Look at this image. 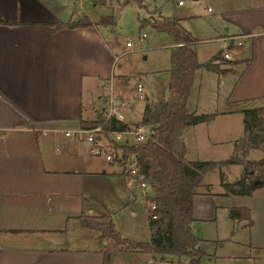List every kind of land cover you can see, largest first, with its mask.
<instances>
[{
	"label": "crops",
	"instance_id": "0c3cea01",
	"mask_svg": "<svg viewBox=\"0 0 264 264\" xmlns=\"http://www.w3.org/2000/svg\"><path fill=\"white\" fill-rule=\"evenodd\" d=\"M83 1L0 0V264H102L108 241L80 223L81 213L106 214L123 237L144 240L136 236V203L143 200L123 166L101 152L92 153L91 144L74 133H63L79 126V116L93 119L97 110L106 111L110 105L122 114L99 90L103 80L112 78L116 56L101 24H50L87 16ZM217 8L222 32L216 38L225 43L223 50L243 46L222 57L223 71L217 72L222 88L213 109L191 110L214 112L210 120L191 124L182 134L186 156L193 160L228 157L242 133L240 109L264 104V0H219ZM235 38L242 43H234ZM100 98L102 104L96 107L94 101ZM138 120L128 123L122 115L120 121L131 125ZM110 135L104 133L103 141ZM187 135L202 153L189 147ZM253 149L246 158L257 159L250 157ZM238 164L203 172L201 182H209L212 171L218 188H196L192 197V228L199 248L210 254L207 259L215 254L203 244L217 243L220 237L197 235L199 225L222 228L219 231L226 222L236 230L245 226L244 219L228 216L230 206L249 211L244 255L253 245L264 250V181L246 195L226 193L220 184V171L224 178L232 174L230 180L239 177ZM144 227L149 238L148 218ZM156 255L123 246L108 253L111 264H152L155 258L170 262L168 256Z\"/></svg>",
	"mask_w": 264,
	"mask_h": 264
},
{
	"label": "trees",
	"instance_id": "16d2710c",
	"mask_svg": "<svg viewBox=\"0 0 264 264\" xmlns=\"http://www.w3.org/2000/svg\"><path fill=\"white\" fill-rule=\"evenodd\" d=\"M90 1L97 5L111 4V0ZM136 1L140 3V0ZM116 2L121 3L119 0ZM112 20L111 15H101L92 22L82 15L76 19L50 24L55 27H75L109 24ZM149 22L155 30L165 31L174 39L169 56L167 96L162 101L144 103L139 120L133 123L147 125L150 130L149 136L135 144L121 145L122 153L134 155L137 171L150 185V192L144 198L146 203H154L152 211L155 217H147L149 238L132 241L123 237L106 214L81 213L78 218L83 226L97 230L101 240L110 241L115 246L138 248L161 257L175 254L185 257L186 264H199L201 258L209 254L199 248L198 237L193 232L192 197L201 183L203 172L229 163H239L241 172L233 182L223 181L220 174L221 185L228 189L226 193L246 195L262 184L264 155L257 159H249L246 158V154L250 148L259 149L264 153V104L240 109L242 133L233 141L228 157L218 160L189 159L186 156L182 134L189 125L208 121L214 115V112L194 113L187 109L193 73L197 68L223 71L218 64L222 59L223 50L219 49L206 60L199 62L195 57L196 38L181 25L179 18L160 16ZM104 118L105 112L97 110L93 119L84 120L79 116L77 121L83 128L100 123L105 130H122L128 126L115 119L113 115ZM254 179H259V182L253 185ZM227 213L236 220L244 219L247 226L251 223L249 211L244 206H230ZM108 253L104 250L102 264H105ZM169 260L171 261L170 258Z\"/></svg>",
	"mask_w": 264,
	"mask_h": 264
},
{
	"label": "rangeland",
	"instance_id": "374dc122",
	"mask_svg": "<svg viewBox=\"0 0 264 264\" xmlns=\"http://www.w3.org/2000/svg\"><path fill=\"white\" fill-rule=\"evenodd\" d=\"M119 1L121 2V0ZM176 1L140 0L139 3L136 0H127L126 2L117 3L116 0H111V4L104 5H95L88 0L83 1L86 15L90 19L97 20L101 15H111L113 18L109 24L101 23L108 45L112 48L113 56L116 55L112 61L111 73H113V76L103 80V87L100 86L99 90L106 98H111L112 105L120 109L124 120L128 123L139 119L144 103L162 101L167 96L169 56L170 49L174 45V39L165 31L155 30L151 26L150 20L160 16L179 18L181 25L197 39L194 46L197 61L209 58L215 51L223 50L225 45L216 38L222 32L220 16L217 13L219 0H182L183 4H177ZM142 33L143 35H141ZM236 40L235 38L233 42L235 43ZM126 42L129 43L126 44ZM241 46L243 45L230 46L227 51L230 56L234 55V50L241 48ZM223 60V58L220 59L218 64L223 63ZM221 79L222 77L215 70L195 69L188 94L187 109L190 111L193 109L196 111L213 109L216 94L222 88ZM137 82L143 85L147 95L146 98L139 99L136 97L135 86ZM83 94H85L84 89ZM120 101L123 102L122 105L119 104ZM94 103L96 107H100L102 104L101 98L99 100L95 99ZM85 114L89 115L87 111H85ZM124 136L131 139V135L124 134ZM188 139L190 138L187 135L185 141L189 147L197 153H202L203 150L196 142H189ZM263 155L264 153L258 149H253L250 153L252 158H259ZM220 174H222L221 171L218 173L219 180ZM231 175L225 174L226 178L222 175V180L233 182L236 178L230 180ZM212 176L215 177L211 171L208 177L210 180L209 182L206 181L208 184L202 181L197 188H218V180H213L214 177L212 179ZM222 189L228 190L223 185ZM136 212L138 217L136 236L140 240H147L148 235L144 227L147 213L141 201L136 203ZM225 224L226 226L222 231H219L222 228L216 226H198L197 235L212 236L217 233V236L220 237L217 243L206 241L203 244V249L214 253L215 257L207 259V256H205L201 258L199 264H264V250H260L259 247L253 244H251L253 248L249 255H244L248 246L243 245V243L249 242V239H247L248 226L245 225L244 228L236 230L231 224L227 222ZM232 228L235 231L233 237H231L233 241L227 239ZM104 247L109 253L112 250L115 251L116 248L110 241ZM228 254H237L239 257L230 258L227 256ZM168 258L171 259L169 263L161 262L155 258L152 264H186V259L183 256L168 254ZM112 262L113 259L108 256L105 264H111Z\"/></svg>",
	"mask_w": 264,
	"mask_h": 264
},
{
	"label": "built area",
	"instance_id": "2783aa9c",
	"mask_svg": "<svg viewBox=\"0 0 264 264\" xmlns=\"http://www.w3.org/2000/svg\"><path fill=\"white\" fill-rule=\"evenodd\" d=\"M178 4L182 3V0L176 1ZM143 35V33L141 34ZM129 42H126L128 44ZM237 44H241L242 40H237ZM233 45V42H230ZM222 57L228 58L229 53L225 49L222 52ZM136 97L145 98V90L143 85L140 82L136 83ZM106 119L109 115H113L115 119L121 120L122 114L112 109L111 105L109 108L104 111ZM148 129H145V128ZM45 131V130H43ZM63 133L65 135H70L71 133L75 134V137L81 140L87 141L91 144L92 153H102L103 157L112 161L115 160L119 162L126 171V174L131 178L135 185L138 187L137 196L141 197L147 213V217L154 218L155 213L152 211L154 208L153 202H145L144 198L150 192V185L148 182L142 179V174L137 171L135 157L132 153H122L121 145L123 144H135L136 142L145 140L149 134V127L145 124H131L125 127L122 130H105L102 127V123L95 125L93 127L83 128L76 127L75 129H64ZM104 133L111 134L108 140L103 141ZM124 134L131 135V139ZM116 146V147H115Z\"/></svg>",
	"mask_w": 264,
	"mask_h": 264
},
{
	"label": "water",
	"instance_id": "95a60500",
	"mask_svg": "<svg viewBox=\"0 0 264 264\" xmlns=\"http://www.w3.org/2000/svg\"><path fill=\"white\" fill-rule=\"evenodd\" d=\"M258 182H259V179H254V180L252 181V184L254 185V184L258 183Z\"/></svg>",
	"mask_w": 264,
	"mask_h": 264
}]
</instances>
